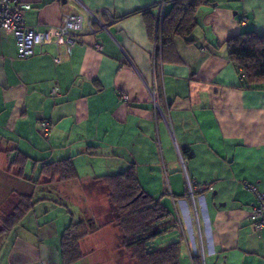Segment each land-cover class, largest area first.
<instances>
[{"label":"crops","instance_id":"crops-1","mask_svg":"<svg viewBox=\"0 0 264 264\" xmlns=\"http://www.w3.org/2000/svg\"><path fill=\"white\" fill-rule=\"evenodd\" d=\"M18 1L31 5L26 24L43 32L45 43L20 58L13 36L0 35V174L14 183L12 194L37 202L2 233L0 260L62 264L61 235L74 219L68 204L89 209L90 180L132 168L142 190L178 219L179 264H194L201 248V264H264V229L252 227L254 196L243 187L249 182L264 192V85L243 84L226 45L241 32H264V0H210L200 7L188 41L173 39L159 77L140 10L156 15L160 0ZM87 9L104 27L94 22L89 30ZM66 13L85 19L70 52L54 43ZM17 152L28 157L27 177H36L43 162L69 158L78 178L33 187L9 166ZM186 177L194 184L198 223ZM62 191L71 193L67 201ZM111 232L87 238L88 257L101 251L111 262Z\"/></svg>","mask_w":264,"mask_h":264},{"label":"trees","instance_id":"trees-1","mask_svg":"<svg viewBox=\"0 0 264 264\" xmlns=\"http://www.w3.org/2000/svg\"><path fill=\"white\" fill-rule=\"evenodd\" d=\"M210 0H169L164 11L161 24L160 60L165 61L167 53H171L173 39L180 36L188 41L191 32L197 26V11L209 5ZM146 16L150 37L154 38L156 17L148 9L140 10ZM229 60L239 69L238 73L246 87L264 85V32H241L226 41ZM159 68L156 77H159ZM28 157L17 152L9 162L10 167L19 171V178L30 182L32 186H49L56 183L75 181L78 178L71 159L43 162L36 177H27L23 168ZM84 189L91 194L101 190L105 200L102 218L106 220L98 224L94 212L85 214L80 221L72 219L63 230L60 242V258L62 264H74L88 255L84 252L83 242L90 235L102 231L105 227L117 230L119 243L115 247L118 256L122 255L132 264H179V241L173 235L179 229L178 219L157 200L145 193L134 170L128 169L116 175L94 177ZM188 196V195H187ZM37 201L32 195L19 196L11 213L1 215L0 233H7L22 216L34 207ZM94 202V201H93ZM116 232V231H115ZM114 249V250H115ZM200 254L193 255L194 264H201Z\"/></svg>","mask_w":264,"mask_h":264},{"label":"built area","instance_id":"built-area-1","mask_svg":"<svg viewBox=\"0 0 264 264\" xmlns=\"http://www.w3.org/2000/svg\"><path fill=\"white\" fill-rule=\"evenodd\" d=\"M164 4L165 0H160L157 4L156 12V26L153 39V45L151 50V60L153 73L156 74L157 69H161L162 62L160 60V48H161V24L164 16ZM31 5L28 3L19 2L18 0H0V35L11 34L15 41L16 53L20 58H28L35 54L36 47H41L45 43L44 33L38 29L28 26L25 20V12L30 9ZM88 14L89 30L92 32V24L98 23L101 27H104L100 20L99 14L93 11L86 10ZM84 17L81 14L66 13L62 17V23L57 28L56 39L54 43L63 42L68 52H70L72 46L80 42L81 31L83 29ZM242 22L245 18L241 19ZM96 50H100L99 44L95 45ZM57 88H54V92ZM120 97L124 100H128V96L122 93ZM155 105H156V101ZM49 123L44 121L42 123L43 135L48 136ZM186 183L188 185V198L192 201L193 211L195 219L197 221V211L194 203L195 193L193 181L186 177ZM243 187L250 191L254 196V203L251 206L249 214V220L252 227L261 231L264 229V192L260 191L255 184L249 182H243ZM200 256L203 260V251L201 248Z\"/></svg>","mask_w":264,"mask_h":264},{"label":"rangeland","instance_id":"rangeland-1","mask_svg":"<svg viewBox=\"0 0 264 264\" xmlns=\"http://www.w3.org/2000/svg\"><path fill=\"white\" fill-rule=\"evenodd\" d=\"M27 173L29 174L28 170H27ZM34 174H36V173H34ZM12 185L14 186V183L12 182V180L10 179V177L7 174H4V173H2V175L0 174V218H1V215L3 216L5 214L11 213L12 210L14 209L16 203H18V201H19V197L12 194L10 191ZM37 191L34 192V198H36V199L39 196V195H37V194H39V192H37ZM80 191H81V188L74 187L75 194H77L78 197L81 196L84 198L85 194L78 193ZM101 192H102L101 190H94V192H92V194L86 195L88 197L86 200L87 201L86 204L89 207V209H87L88 215L91 216L94 212L93 215H95V220L98 221V224H102L106 220V218H104L105 220H103V218H102L103 212L101 209H99V207H101V208H102V206L105 207V204H106L105 200H104L103 193H101ZM70 194L71 193H68L66 191H62V195L60 194V197H63V200L67 201L68 199H66L64 195H70ZM73 196H74V194H73ZM68 206L70 207L74 221H80L81 219L84 218L85 214L81 211V209L79 207L75 208L74 205L70 204V203L68 204ZM105 228H107L108 231H112L110 233V235L113 237V238L111 237V239H112V242H111L112 246L111 247H114V249H115V247L119 243V236L116 234L118 232L113 227L108 226ZM5 237L6 236L4 234L0 233V242H2ZM106 240L109 241L110 239L106 238ZM105 243H107V241ZM86 246H87V241L83 242V248L82 249L85 250L84 252H87V250L90 249V248L89 249L87 248V250H86ZM114 252L115 253L113 254V259H111V262L106 261L104 259L103 253H101V251H100V253L96 254L95 256H90V257L85 256V257L81 258L80 260H78L77 262H75L74 264H97V263L100 264V262H101V264H132L131 262L127 261V259L124 258L122 255L118 256V252H116V249L114 250ZM102 261H106V263H102ZM4 263H5V261H2V259H1L0 264H4Z\"/></svg>","mask_w":264,"mask_h":264}]
</instances>
